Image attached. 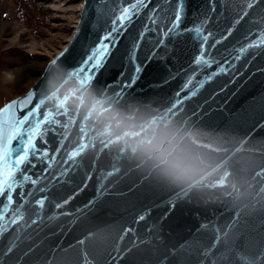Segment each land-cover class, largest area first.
Instances as JSON below:
<instances>
[{"label":"water","instance_id":"95a60500","mask_svg":"<svg viewBox=\"0 0 264 264\" xmlns=\"http://www.w3.org/2000/svg\"><path fill=\"white\" fill-rule=\"evenodd\" d=\"M131 2L133 0H84L80 22L67 47L48 64L26 94L7 102L3 108L12 101H23L33 93L29 106L18 112V115H24L40 99L50 95L55 87L63 84L68 73L80 67L92 49L109 43L110 54L96 73L90 90L96 93L107 90L106 94L112 95L120 90L122 82L131 79L135 64L143 65L139 79L124 90L120 100L122 110L132 114L136 111H162L178 99L176 93L179 92L180 97L188 95L187 90L181 89L189 78L205 80L197 96L184 101V112L174 119L199 118L204 129L227 133L236 139L247 138L253 150L264 151V47H253L241 54L240 59L235 58L241 47L256 34H264V0H259L253 9L248 10L249 15L239 23L236 21L243 0H214L213 5L209 0H184L179 25L184 31L168 36L163 33L168 18L155 24L150 19L153 7L159 2L152 0L123 28L116 25L118 31L105 40L113 28L112 20ZM172 7H175V0H172ZM205 18V30L213 33L207 43L215 44L207 51L216 63L199 68L194 60L202 46L195 28ZM133 50L134 59L131 58ZM153 54L154 58L149 59ZM220 66L226 71L219 72ZM210 73L218 74L208 81L206 77ZM78 83V80H69L58 95ZM54 103L46 102L41 110L47 111ZM193 110L198 116H192ZM47 139L46 147L55 149L57 140L51 133ZM15 143L13 141V145ZM36 143L38 147H45L39 139ZM45 166L37 163L31 171L38 174ZM108 170V159L101 154L94 169L86 164L61 177L59 183L42 181L37 187L48 184L49 191L37 193V196L50 197L44 214L55 218H45L37 226L20 231L10 229L0 235V264H46V258L53 250L75 246L90 232L104 234L105 239L99 245L101 264H164L166 256L169 257L166 264H200L199 252L212 244L217 234L222 237V245H217L214 250L217 256L229 252V249L239 250L242 264H264V212L244 217L235 229H230L227 225L232 220L233 211L225 198L185 199L169 212L170 190L143 180L139 170L122 169L117 175L104 179ZM52 172H57L56 164H53ZM86 175L92 178L85 181ZM30 187L26 186L24 190ZM68 197L72 199L67 205L59 210L54 208L56 202ZM15 199L19 200V196ZM61 212L70 214L60 215ZM141 215L145 218L138 220ZM126 228L133 231L120 240ZM224 232L229 235L224 236ZM13 244V251L7 253ZM181 245L189 247L180 251L181 259L177 261L170 253L174 248L180 249ZM127 249L132 251L124 254L123 259L119 258L121 250ZM56 255L59 258L63 253L57 251Z\"/></svg>","mask_w":264,"mask_h":264},{"label":"snow or ice","instance_id":"6c2138e0","mask_svg":"<svg viewBox=\"0 0 264 264\" xmlns=\"http://www.w3.org/2000/svg\"><path fill=\"white\" fill-rule=\"evenodd\" d=\"M151 2L133 0L121 8L119 15L112 20L113 28L105 40L118 31L116 25L123 28L134 15L139 14L142 7H147ZM258 2L243 0L236 22L248 16V10L253 9ZM209 3L213 5L214 0H209ZM183 4L184 0H175V7H172V0H159L153 7V16L150 17L152 23L164 18L169 20L163 30L165 36L184 31L179 28ZM212 11H215V7H212ZM206 23L207 18L195 28L202 46L194 60L199 68H208L216 63L207 51L208 47H215V44L207 43L213 33L205 30ZM109 46V43H102L92 49L81 66L68 73L63 84L55 87L50 95L40 99L24 115L20 116L18 112L29 106L33 93L23 101H12L0 109V235L10 229L20 231L37 226L45 218L54 219V216L45 217L44 214L50 197L37 196V193H47L49 185L37 186L42 181L59 183L61 177L86 164L94 169L100 162L101 154L108 159L110 169L104 173V179L117 175L122 169L139 170L143 180L170 190L169 212L185 199L225 198L233 211L232 220L227 225L230 229H235L244 217L264 212V151L253 150L247 138L236 139L227 133L204 129L199 118L174 119L184 112V101L197 96L206 81L189 78L181 89L187 90L188 95L180 97V93H176L178 99L162 111L157 109L126 114L120 100L124 90L139 79L143 65L135 64L131 79L122 82L120 90L112 95H107V90L99 93L90 90L96 73L110 54ZM253 47H264V34H256L254 39L241 47L235 58L240 59L241 54ZM154 55L149 59L154 58ZM134 57L135 50L131 54V58ZM224 71L225 67L220 66L219 72ZM216 74L210 73L206 79L210 81ZM73 79L78 80V86L70 87L58 95L61 88ZM52 101L55 103L51 108L41 110L46 102ZM192 116H198L195 110ZM49 133L57 140L55 149L46 147ZM37 139L45 147H38ZM37 163L46 166L40 173L33 174L31 170L37 167ZM53 164L57 165L55 173L52 172ZM91 178V175H86L85 181ZM26 186L31 187L25 191ZM16 196H19V200L15 199ZM71 199L68 197L56 202L54 208H63ZM144 218L141 215L138 220ZM132 231V228L124 229L119 239L123 240L124 235ZM228 235V232H224V236ZM104 239L102 232H90L79 239L75 246L53 250L50 257L46 258V264H101L99 245ZM217 245H222L219 234L214 237L212 244L199 252L200 264H222L224 261L227 264H242L243 257L239 250L229 249V252L217 256L214 251ZM13 247L14 244L9 246L7 253H11ZM187 247L181 245L180 249L174 248L170 256L179 261L180 251ZM57 251L63 253L59 258ZM131 251L121 250L119 258L123 259L124 254ZM168 258H164V264Z\"/></svg>","mask_w":264,"mask_h":264},{"label":"rangeland","instance_id":"374dc122","mask_svg":"<svg viewBox=\"0 0 264 264\" xmlns=\"http://www.w3.org/2000/svg\"><path fill=\"white\" fill-rule=\"evenodd\" d=\"M83 7L84 0H0V109L26 94L67 47Z\"/></svg>","mask_w":264,"mask_h":264},{"label":"bare ground","instance_id":"6f19581e","mask_svg":"<svg viewBox=\"0 0 264 264\" xmlns=\"http://www.w3.org/2000/svg\"><path fill=\"white\" fill-rule=\"evenodd\" d=\"M3 29H4V28H3ZM3 42H4V41H3ZM1 67H3V66L0 65V69H1ZM12 70H13V69H12ZM39 79H40V78H39ZM39 79H38V80H39ZM6 80L10 81L8 77H4V81H6ZM38 80H37V81H38ZM3 83H4V82H3ZM7 84H8V83H7Z\"/></svg>","mask_w":264,"mask_h":264}]
</instances>
